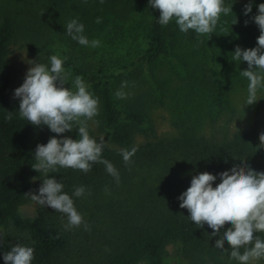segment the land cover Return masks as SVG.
<instances>
[{
	"label": "trees",
	"instance_id": "1",
	"mask_svg": "<svg viewBox=\"0 0 264 264\" xmlns=\"http://www.w3.org/2000/svg\"><path fill=\"white\" fill-rule=\"evenodd\" d=\"M137 2L139 0H127ZM159 11L153 9L146 31V46L140 60L153 64L168 55L166 26L156 22ZM15 30L8 15H0V227L12 226L1 237L0 252L15 244L34 249L31 264H169L167 250L180 244L193 264H237L230 260L227 242L225 251L214 247L217 239L206 227L198 228L187 218V210L179 207L177 196L189 185L196 172L215 175L232 166L248 165L264 172V149L259 148L254 132H237L222 141H209L182 135L168 140H156L154 130L143 128L146 113L135 106L120 108L112 99L109 76L99 86L96 75L76 63L69 56L64 59V71L75 78L80 76L98 96L99 128L109 134L102 156L119 172L117 183L103 164L96 163L88 173L71 168L59 169L56 178L71 195L75 186L83 185L89 207L80 214L87 224L66 230L63 214L50 207L37 206L34 217L20 213L23 205L32 203L24 193L35 192L43 179L32 169L36 145L46 143L51 133L46 126H36L18 115V99L13 90L22 81L19 70L8 60L9 47ZM189 38L208 45L203 35L189 31ZM216 105L230 104L218 69L213 71ZM89 134L99 138L96 132ZM145 142L137 144L135 133ZM76 137H74L75 139ZM137 146V151L125 163L120 149ZM158 167L154 178L143 176L132 180L134 168ZM146 174H149L148 172ZM49 175H52L51 173ZM79 198L73 197L74 201ZM222 227H227L224 225ZM264 239V233H255ZM219 236V233H218ZM264 263V260H260ZM0 264H5L0 256Z\"/></svg>",
	"mask_w": 264,
	"mask_h": 264
},
{
	"label": "rangeland",
	"instance_id": "2",
	"mask_svg": "<svg viewBox=\"0 0 264 264\" xmlns=\"http://www.w3.org/2000/svg\"><path fill=\"white\" fill-rule=\"evenodd\" d=\"M224 3L231 12L221 14L213 33L203 35L208 45L191 40L188 33L180 32L174 22H169L166 25L168 55L153 64L140 60L153 16L147 0H103L102 3L100 0H0V15H8L14 24L8 60L19 70L21 81L30 67L26 61L46 63L50 55L69 56L76 65L95 74V80L109 76V88L116 105L142 109L147 118L143 128L154 130L156 140L188 135L222 142L237 132H254L258 136L264 132V89L258 90L254 102L243 103L246 82L238 73L245 64L231 60L235 46L241 50L256 46L259 31L251 17L264 0H224ZM249 3L251 12L245 16L242 10ZM73 18L84 24V35L90 41H99L97 47L79 45L66 34L64 25ZM245 21H248L246 25ZM214 69L220 72L230 102L228 106L216 105ZM65 75L64 86H71L74 78L66 72ZM103 81L104 78L99 86ZM121 81L128 82L124 91L131 94L126 99L114 96ZM98 107V115L87 121L88 129L108 143L110 135L102 134L99 128L100 105ZM53 135L56 134L50 136ZM62 135L74 138L77 133L74 128ZM135 141L141 144L145 138L136 132ZM157 170V166L134 168L131 177L134 181L143 176L154 178ZM86 203L85 198L74 201L79 213L83 207H89ZM20 213L34 217L37 205L33 202L23 205ZM88 213H82L85 219ZM7 231L15 229L0 227V242ZM167 253L169 264H193L178 243L170 245Z\"/></svg>",
	"mask_w": 264,
	"mask_h": 264
},
{
	"label": "clouds",
	"instance_id": "3",
	"mask_svg": "<svg viewBox=\"0 0 264 264\" xmlns=\"http://www.w3.org/2000/svg\"><path fill=\"white\" fill-rule=\"evenodd\" d=\"M147 4L159 11L156 22L161 26L174 22L180 32L192 31L197 35L213 33L221 14L231 12L224 0H147ZM242 11L247 16L251 4H245ZM251 22L259 31L256 46L244 50L235 46L231 53L232 61L245 64L238 75L246 82L243 103L247 104L257 99L258 90L264 89V3L257 5ZM64 31L79 45L95 48L99 44L98 40L90 41L84 35V24L76 18L66 22ZM26 62L30 67L26 69L22 83L13 90V97L18 99V115L33 125L46 126L56 135L50 136L46 143L36 145L35 162L31 167L42 174L43 179L35 192L24 194L35 205L47 206L63 214L66 230L82 224L87 230L73 200V197L86 194L85 187L75 186L69 195L54 173L62 168L88 173L94 164L100 163L119 182L118 170L102 156L104 138L93 137L88 131L87 121L98 115L99 100L80 76L72 80L71 86H64L67 82L64 59L58 55L48 56L46 63ZM127 86V81H121L114 92L116 99H126L131 94L124 91ZM74 128L75 139L62 135ZM258 139L259 148L264 149V132ZM136 151L137 146L133 145L129 149H120V155L128 163ZM215 181L219 182L213 186ZM177 200L179 207L187 210L189 221L198 228L206 227L210 236L217 237L213 243L216 249L225 251L223 242H227L230 260L237 264H256L264 260V239L255 235L264 233V172L255 171L248 165H234L215 175L208 171L196 172ZM224 225L227 227H222ZM33 254V247L19 243L0 252L5 264H31Z\"/></svg>",
	"mask_w": 264,
	"mask_h": 264
}]
</instances>
